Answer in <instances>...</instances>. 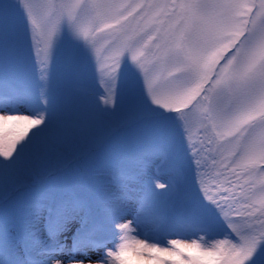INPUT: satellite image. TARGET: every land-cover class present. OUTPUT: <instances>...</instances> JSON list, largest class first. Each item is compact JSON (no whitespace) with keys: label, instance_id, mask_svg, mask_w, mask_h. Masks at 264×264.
<instances>
[{"label":"rangeland","instance_id":"1","mask_svg":"<svg viewBox=\"0 0 264 264\" xmlns=\"http://www.w3.org/2000/svg\"><path fill=\"white\" fill-rule=\"evenodd\" d=\"M0 264H264V0H0Z\"/></svg>","mask_w":264,"mask_h":264},{"label":"trees","instance_id":"2","mask_svg":"<svg viewBox=\"0 0 264 264\" xmlns=\"http://www.w3.org/2000/svg\"><path fill=\"white\" fill-rule=\"evenodd\" d=\"M83 230H84V229H83ZM80 234H82V232H81Z\"/></svg>","mask_w":264,"mask_h":264}]
</instances>
